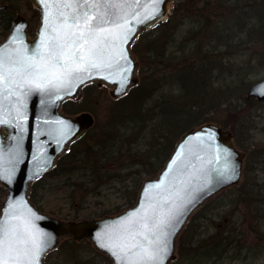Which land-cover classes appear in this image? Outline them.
Returning <instances> with one entry per match:
<instances>
[{"label":"rangeland","instance_id":"rangeland-1","mask_svg":"<svg viewBox=\"0 0 264 264\" xmlns=\"http://www.w3.org/2000/svg\"><path fill=\"white\" fill-rule=\"evenodd\" d=\"M174 4L169 22L143 34L137 43L136 48L142 51V54L137 51V55L144 57L139 90L144 94L140 99L128 96L115 100L108 87L93 85L70 106V110H85L94 116L96 125L88 132L93 134L89 141L107 134V144L116 148L127 149L131 142L129 152L124 151L130 160L110 161L107 166L111 180L104 182L100 193L97 190L93 194L88 189L91 192L79 201L77 196L84 195L81 188L69 191L63 186L65 175H49L39 182L35 202L42 210L64 218L99 216L126 208L130 190L136 192L138 188V177L153 175L147 173V169L153 171L151 164L156 170L160 168L159 151L168 137L174 138L178 132L167 134L159 119L164 115L172 119L176 114L186 115L180 109L171 115L163 114L162 108L167 103L173 108L188 109L192 97L191 102L200 104L202 109H196L203 117L224 123L242 148L247 151L255 148L259 156L253 162L254 170L247 174L245 185L221 191L192 215L180 237L185 249L174 264H264V101L247 94L254 82L264 78V0H174ZM17 12L30 20L31 31L36 30L39 11L31 0H16L13 6L0 11V41L7 30L3 29L6 20ZM182 72L187 88L193 89L186 98L182 95L185 89ZM150 91L151 96L141 107L143 112L138 113L139 101ZM121 118L125 121L119 125ZM113 135L118 139H110ZM132 151L137 156L144 154L148 163H142L143 155L141 160L135 159ZM86 175L79 181L91 188L95 182L88 181L89 173ZM6 194L0 187V208ZM227 235L233 242L219 253L215 247H222L218 243ZM47 260L51 264H110L90 242L69 239L51 252Z\"/></svg>","mask_w":264,"mask_h":264},{"label":"water","instance_id":"water-1","mask_svg":"<svg viewBox=\"0 0 264 264\" xmlns=\"http://www.w3.org/2000/svg\"><path fill=\"white\" fill-rule=\"evenodd\" d=\"M32 2L41 13L37 31L33 37L29 35L30 21L24 14L19 12L13 17L5 38L0 42V59L4 61L0 64V72H7L9 55H16L14 48L26 49L32 54L42 43L41 33L51 32L50 28L44 27L45 3L40 0ZM97 2L102 4L103 0ZM109 2L119 5L121 18L126 24L113 18V22L121 24V28L105 26L110 34L100 41V45L105 54L119 55L120 70L108 68L103 70L104 74L86 73L88 78L81 77L79 81H73L72 88L53 89L50 93L33 89L26 96L17 95V92L24 90L16 84L9 86L6 74L0 78V184L8 190L0 212V222L4 220L6 211H13L7 207L9 204L18 206L16 211L20 213H27L29 208L36 213L33 221L35 226L51 235L50 246L40 257V264H48L45 260L46 254L57 248L65 237L78 240L88 238L97 249L109 255L112 264H120L113 252L103 246L107 242L104 234L113 227H119L122 223L119 219L121 217L134 220L137 216H142L143 210L133 213L141 205L144 210L157 205L171 206L172 201L169 198L174 199L179 193L182 199L178 202V219L174 218L175 226L170 228L167 237L171 250L163 261V264H171L177 258L178 237L191 215L211 197L228 187L238 185L243 177L246 151L237 146L230 129L225 128L219 121L206 120L181 134L163 166L155 175L143 179L136 201L116 214L80 220L67 219L38 209L30 199L33 181L55 167L58 157L69 151L71 143L84 134L95 121L88 111L74 114L65 112L62 108L63 102L69 97L80 99L83 86L89 82H95L98 86H109L113 98L123 96L132 86L138 84L139 60L130 45L142 30L153 26L167 14L173 0ZM5 7L6 5H0V9ZM156 9L159 11L153 15ZM124 31L127 32L126 38L123 37ZM13 33H16L19 43L10 40ZM120 49H123L122 53ZM123 57L128 58L126 62ZM109 73L113 79L108 78ZM248 95L264 100V79L255 82ZM20 113L27 119H20ZM68 127L71 131L62 137L60 132ZM232 165L236 166L235 175L230 172ZM5 174H10L11 179H5ZM157 181L160 183H150ZM130 213L133 214L130 216Z\"/></svg>","mask_w":264,"mask_h":264},{"label":"snow or ice","instance_id":"snow-or-ice-1","mask_svg":"<svg viewBox=\"0 0 264 264\" xmlns=\"http://www.w3.org/2000/svg\"><path fill=\"white\" fill-rule=\"evenodd\" d=\"M40 2L45 3L46 7L44 27L50 28L51 32L41 33L42 43L32 54L26 49L14 48L16 55H9L7 72H0V78L7 75L9 86L16 84L24 90L17 92V95L26 96L33 89L50 93L53 89L72 88L73 81L88 78L86 73L104 74L103 70L108 68L120 70L119 55L105 54L100 45V41L110 34L105 26L121 28V24L114 23L113 18L126 24L117 3H110L109 0H103L102 4L97 0ZM158 11L156 9L153 15ZM123 37H127L126 31ZM10 40L19 43L16 33ZM123 59L126 62L128 58ZM3 63L0 59V64ZM108 78L114 77L109 73ZM18 115L20 119H27L22 113ZM69 131L70 127L61 131L60 135L63 137ZM216 158L219 159V156ZM230 172L237 174L235 165L231 166ZM4 178L11 179V175L5 174ZM208 179L211 182L210 176ZM169 199L171 206L157 205L144 210L141 205L133 213L143 210L142 216L134 220L121 217V225L104 234L107 242L103 246L113 252L120 264H163L171 250L167 237L170 228L175 226L174 218L178 219V202L182 196L178 193L174 199ZM7 207L13 211H6L4 220L0 222V264H40V257L50 246L51 235L35 226L36 213L30 208L27 213H20L16 211L18 206L9 204Z\"/></svg>","mask_w":264,"mask_h":264},{"label":"trees","instance_id":"trees-1","mask_svg":"<svg viewBox=\"0 0 264 264\" xmlns=\"http://www.w3.org/2000/svg\"><path fill=\"white\" fill-rule=\"evenodd\" d=\"M15 1L16 0H0V3L8 4V8H9L10 6L14 5ZM9 23H10V18H8L6 20V24L4 25L3 28L7 29V27L9 26ZM136 47H137V45H136ZM136 47H135V50L137 52L138 49ZM141 52L138 51V53H141ZM140 60H141L142 65H143V63H144L143 55L141 56ZM191 74L194 77V74L193 73H191ZM183 76H184V74L181 75V77H182L181 79H182L183 87L185 89H183L182 95H184L185 98H186V97H189V96L192 95L191 90H193V89H192V87H188L187 88L188 84L184 82L185 78L183 79ZM186 77L189 79V75L186 76ZM197 86H198V84L195 86L196 90L199 89ZM141 88L142 87H137L136 89H134L133 93H131L130 97L133 96V94L136 92L135 95H134V99H136V100L140 99L142 97V95L144 94V93L139 91ZM150 96H151V91L146 93L144 95L143 99H141L139 101L138 106L136 108L138 113L143 112V111H141V107L143 106V108H144L146 100ZM191 100H192V97H191ZM191 100H190V102H191ZM190 102H188L189 106L187 105L188 109H186V108L185 109L184 108H178V107H175V106H174V108L172 106H170V107H165L164 106L162 108V113L164 112L165 114L169 113L171 115V113H173L174 111H177V110L180 109L182 112H186V115L185 116H178L176 114V115H174L175 119H172V118L168 117V115L167 116L164 115V117L159 119L161 122L164 123L163 126L167 130V134H172L173 135L177 131L178 132L175 134L174 138H171V136L168 137V140L165 143L164 148L159 151V157H158L159 164L158 165L162 164L164 159L168 156V154H169V152H170V150H171V148H172V146L174 144L175 139H177L179 137V135L185 129L190 127L192 125V123H195V122L199 123V122H201L203 120L209 119L208 117H203L204 114L201 113L200 110H198V109H202L200 107V104H198V103H196L194 101L191 102V103ZM64 106H65V109L68 110V109H70V106H72V102L69 101ZM196 107L198 109H196ZM163 114H161L160 116H162ZM160 116H158V117H160ZM115 118H118V117L115 116ZM152 118H154V117H152ZM148 119H144V120L148 121ZM110 121L113 122L112 120H110ZM124 121H125V119L121 118V121H120L121 124L119 123V125H122ZM136 124H138V127H141V124L139 122H136ZM107 133H111V132H107ZM92 135H93L92 133H91V135L87 134V136L81 140V141H83L81 146L80 147H74L72 149V151L67 156H65L62 159L59 168L56 171H54L57 175H61V174L65 175V177L67 179H64V181H63L64 185L63 186L65 188H67L69 191H71V190L73 191L76 188H81V190L84 191L83 192L84 195L80 194V198L77 196L76 199H78V201H79V199L80 200H84L83 198L86 197V195L88 194L87 192H91L92 191L93 194L94 193L96 194V193H98L97 190H99V193H100L101 192L100 191V187L103 186L104 182L108 181V180H111L110 179L111 178L110 174L108 173V170H110V168L107 166L110 161L114 162V161H117V160H120V159H123L125 161H129L130 160L129 158L125 157L127 155V153H124V151L128 150V152H129V150L132 148L131 147V142L129 144V148H127V149H125L124 147L116 148L115 145L107 144V142H108L107 134L104 137H100V136L98 137V135H97V136H95L93 141H89L88 137H90ZM115 136L116 135H113L110 139L117 140L118 138L115 137ZM147 151L150 152V148ZM131 154H135L137 156L138 153L132 151ZM141 155L144 156V160L142 161V163L143 164L144 163L147 164L148 162H146V156L144 154H142V153L139 156H137V158L135 157V159L141 160L140 159ZM258 156H259V151H257V149L254 148V149H252L250 151V156H249L248 163H247V171L248 172H251L252 170H254L253 162L257 159ZM120 161H122V160H120ZM120 167L127 168V166H123V165L120 166ZM151 167H152L153 171H150V169H147V173L156 172V168L157 167H155L154 164H151ZM88 173H89L88 181L95 182L93 184V186H91V188H88L86 186V183H83L82 181H79V180H82V178H83L82 176L83 175L87 176L86 174H88ZM73 174L75 175V178L72 176ZM71 178H74V179H71ZM79 178H81V179H79ZM140 179L141 178L139 176L138 177V181L136 182V187L139 185ZM67 180H69V181H67ZM39 182L40 181H38V182H36L34 184V189H33V192H32V198L34 200H35L34 194L36 192V188H38V186L40 184ZM125 187H127L126 189L129 190L128 185L125 184ZM88 189L91 190V191H89ZM135 194H136V192L134 190L133 191L130 190V193H129V196H128L129 202H132V200L135 197ZM75 216L77 217L78 215H75ZM232 242H233V238L229 239V237L227 235V236H225V239L223 241L218 243L222 247H215L216 248L215 250H217L219 253H222L223 251H225L228 248L226 246L227 245H231ZM180 249L184 250L185 247H180ZM204 251H206V250H204ZM206 252H208V249H207Z\"/></svg>","mask_w":264,"mask_h":264},{"label":"flooded vegetation","instance_id":"flooded-vegetation-1","mask_svg":"<svg viewBox=\"0 0 264 264\" xmlns=\"http://www.w3.org/2000/svg\"><path fill=\"white\" fill-rule=\"evenodd\" d=\"M248 156H249V151H248ZM248 156H247V160H246V162H245V174H244V180H245V177H246V165H247V161H248V158H249ZM243 182H244V181H243ZM243 182H242V183H243ZM208 247H209V246H208ZM178 251H179V249H178Z\"/></svg>","mask_w":264,"mask_h":264}]
</instances>
